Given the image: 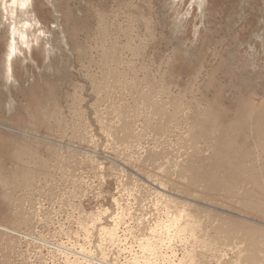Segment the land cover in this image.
Masks as SVG:
<instances>
[{"label": "rangeland", "instance_id": "374dc122", "mask_svg": "<svg viewBox=\"0 0 264 264\" xmlns=\"http://www.w3.org/2000/svg\"><path fill=\"white\" fill-rule=\"evenodd\" d=\"M195 2L0 14V264H264V0Z\"/></svg>", "mask_w": 264, "mask_h": 264}, {"label": "bare ground", "instance_id": "6f19581e", "mask_svg": "<svg viewBox=\"0 0 264 264\" xmlns=\"http://www.w3.org/2000/svg\"><path fill=\"white\" fill-rule=\"evenodd\" d=\"M30 0H0V14L2 17H6L7 15L12 16V12L16 11V9H20V11H23L24 8L27 10L29 6ZM197 5L199 7H204L206 5V0H196ZM195 2V4H196ZM31 6V5H30ZM204 9V8H203ZM203 11V10H201ZM11 21H9V27H8V32H9V42L7 46V54L5 58V63H6V68L7 70H11L10 67L12 66V57L14 55V51L17 49V46L19 45H26L27 43H30L27 41V26L21 25L20 22L17 20H14L12 17L9 18ZM29 32V31H28ZM30 38V37H29ZM12 68V67H11ZM11 74V73H10ZM116 226V225H115ZM189 227V225H188ZM0 229H4L1 228ZM186 229V228H185ZM100 232L102 233L101 236L106 239V241H109V243L113 244L115 243L117 237L115 233V228H110V229H105L102 228L100 229ZM102 238V239H103ZM141 246L145 247L142 249L143 254L145 257L143 258L144 261L141 262V264H149L150 260L149 257L157 258L158 255L156 254V248L150 244L149 241H143V243L140 244ZM162 246V244H161ZM164 246V245H163ZM260 254H264V249L260 250ZM139 264V262H138Z\"/></svg>", "mask_w": 264, "mask_h": 264}]
</instances>
